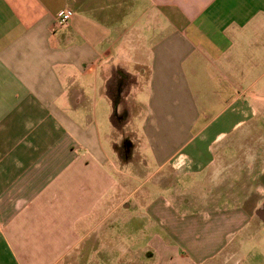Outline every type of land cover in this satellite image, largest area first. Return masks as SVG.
<instances>
[{"label": "crops", "instance_id": "crops-1", "mask_svg": "<svg viewBox=\"0 0 264 264\" xmlns=\"http://www.w3.org/2000/svg\"><path fill=\"white\" fill-rule=\"evenodd\" d=\"M62 8L71 18L53 28ZM260 72L264 0H0V264H76L93 247L101 257L122 209L167 207L137 193L123 166H152L168 188L204 187L242 151L251 188L219 192L178 230H239L262 216Z\"/></svg>", "mask_w": 264, "mask_h": 264}, {"label": "rangeland", "instance_id": "rangeland-1", "mask_svg": "<svg viewBox=\"0 0 264 264\" xmlns=\"http://www.w3.org/2000/svg\"><path fill=\"white\" fill-rule=\"evenodd\" d=\"M257 73L259 74V72ZM260 73H263V76L260 77L259 81L264 82V72ZM255 75L252 72L251 78H255ZM260 82L256 84L257 86H253L252 90L261 89V86H258ZM262 94L264 95V87ZM257 107L259 115L253 121L259 126V139L264 144V98L258 102ZM115 134L118 133L115 132ZM130 140L129 135L119 137L118 146L125 149L124 158L132 151V146L129 148L127 146ZM230 155L228 158L232 160L235 167L230 170L229 174L225 172V174H221V177L220 175L216 176V182L206 183L204 187L200 183L197 185L194 182H186V184L180 182L175 183L172 188H168L163 183L155 184L157 175L152 173V166L141 168L144 174L133 172L132 166L129 164H127L129 166H123L125 173L123 179L129 180V184L137 188V193L143 194L145 190H149L150 196H160L169 203L162 210H148L146 208L147 198L143 199L142 206L133 207L127 211L118 205L119 209L124 210L122 211L123 217L127 216V219L117 218L113 221L112 230L109 231L108 246L106 249L101 248V250H107L104 251L105 254L102 252L101 257H99L101 252L99 247H93L88 255L77 259L76 264H199L197 261H201L200 264H205L204 261L206 264H264V221L261 220L259 214H254L251 221L239 230L233 229L231 225L215 229L213 233L207 229L198 228V235L195 234L194 230V233L191 231L187 237H182L178 230L181 226L191 225L190 214H197L198 211L205 209V203L210 206L217 202L219 192H222L221 196H226L223 191L227 193L226 190L230 189V193L233 192L235 196H241L243 189L248 191L251 188L253 185L251 176L248 172L244 173L242 167H239L240 163H244L245 158L249 159L250 157L248 154L237 150H233ZM206 187L208 191H203V193L208 195L203 199L201 198L203 197L202 190H206ZM176 189L178 195L174 192ZM112 191L114 189L109 188V193ZM126 196L128 194H124L122 197L126 204L124 208L135 206ZM176 196L180 197V200ZM120 201L122 200L120 199ZM225 201L229 207H232L234 203L240 200H221V207ZM263 211H261L262 217H264ZM171 217L174 220H171ZM169 232L173 236H170ZM78 233L84 235L85 231L81 230ZM156 237L162 241L160 243L166 246L167 251L165 253L160 251ZM149 243L157 245L154 247L147 246ZM95 244L99 246V242ZM221 245L225 246L222 251H219ZM91 254L92 256L96 254V256L91 258Z\"/></svg>", "mask_w": 264, "mask_h": 264}, {"label": "built area", "instance_id": "built-area-1", "mask_svg": "<svg viewBox=\"0 0 264 264\" xmlns=\"http://www.w3.org/2000/svg\"><path fill=\"white\" fill-rule=\"evenodd\" d=\"M70 18L71 11L68 8L60 9L53 20V28L66 25Z\"/></svg>", "mask_w": 264, "mask_h": 264}, {"label": "water", "instance_id": "water-1", "mask_svg": "<svg viewBox=\"0 0 264 264\" xmlns=\"http://www.w3.org/2000/svg\"><path fill=\"white\" fill-rule=\"evenodd\" d=\"M259 216L262 217L261 215H259ZM261 219L264 221V218L263 217Z\"/></svg>", "mask_w": 264, "mask_h": 264}, {"label": "trees", "instance_id": "trees-1", "mask_svg": "<svg viewBox=\"0 0 264 264\" xmlns=\"http://www.w3.org/2000/svg\"><path fill=\"white\" fill-rule=\"evenodd\" d=\"M113 117L115 118L116 117V114L114 113Z\"/></svg>", "mask_w": 264, "mask_h": 264}, {"label": "flooded vegetation", "instance_id": "flooded-vegetation-1", "mask_svg": "<svg viewBox=\"0 0 264 264\" xmlns=\"http://www.w3.org/2000/svg\"><path fill=\"white\" fill-rule=\"evenodd\" d=\"M262 218V217H261ZM264 218V217H263ZM262 220V219H261Z\"/></svg>", "mask_w": 264, "mask_h": 264}]
</instances>
